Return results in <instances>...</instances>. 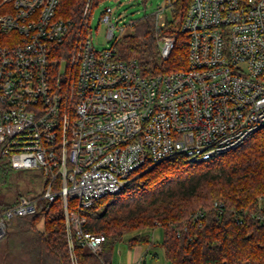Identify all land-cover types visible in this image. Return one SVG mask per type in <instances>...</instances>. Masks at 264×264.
<instances>
[{"label":"built area","instance_id":"built-area-1","mask_svg":"<svg viewBox=\"0 0 264 264\" xmlns=\"http://www.w3.org/2000/svg\"><path fill=\"white\" fill-rule=\"evenodd\" d=\"M60 1L0 0V156L44 177L39 194L0 208V239L11 219L60 198L71 264H79L77 246L99 255L106 241L84 228L80 210L119 193L145 166L174 154L204 161L264 127V0H192L182 23L186 67L153 75L117 57L115 45L94 47L96 0L86 1L73 34ZM113 11L102 13L110 37ZM159 47L168 58L175 37H159ZM214 205L221 215L224 203ZM234 211L238 223L264 221V194Z\"/></svg>","mask_w":264,"mask_h":264},{"label":"trees","instance_id":"trees-1","mask_svg":"<svg viewBox=\"0 0 264 264\" xmlns=\"http://www.w3.org/2000/svg\"><path fill=\"white\" fill-rule=\"evenodd\" d=\"M86 1L59 3L58 14L71 20L72 34L80 26ZM100 1L96 0V5ZM191 2L174 0V18L166 19L160 29L153 15L134 21V31L122 35L115 43L117 57L137 59L146 75L185 67L188 34L182 23ZM163 34L175 37V47L166 59L161 56L157 39ZM58 55L60 61L62 54ZM12 168L0 156V187ZM261 193H264V127L238 148L204 161L194 162L184 154H174L135 172L119 193L106 195L80 210L87 218L84 228L106 234V241L99 255L77 246L78 262H110L114 243L125 233H134L129 240L131 246L151 244L152 232L144 234L143 230L161 227L162 246L171 264H264V221L246 218L238 223L234 211ZM16 201L0 199V208ZM215 201L224 203L221 215ZM73 205L70 199L69 207ZM199 211L203 215L195 221L193 215ZM12 233L28 236L22 244L31 256L29 264H71L62 199L55 200L49 208L11 219L0 243Z\"/></svg>","mask_w":264,"mask_h":264},{"label":"rangeland","instance_id":"rangeland-1","mask_svg":"<svg viewBox=\"0 0 264 264\" xmlns=\"http://www.w3.org/2000/svg\"><path fill=\"white\" fill-rule=\"evenodd\" d=\"M108 5L113 6V14L116 16L111 21L116 24L113 37L108 34V22L102 19V13ZM174 9L175 7L174 4H171V0H102L96 5L90 20L89 37L94 47L102 50L115 45L122 35L134 31L132 26L134 21L146 15H153L156 25V14L159 12L161 14L159 24H161L166 19L172 20L174 18ZM163 35L157 37L158 43L159 37ZM43 181L44 177L38 170L12 168L7 174L3 187H0V199H4V201L18 200L21 196L39 194ZM37 205L40 206V202ZM39 226H43L42 221ZM154 231L155 237L152 238L151 244H140L137 246H131L129 243L134 233H125L114 243L112 259L109 263L120 264L123 262V264H134L133 260L137 253L141 252L142 254L148 250L146 264H171L162 246L163 229L161 227H152L143 230L144 234L147 232H152L153 234ZM27 238L28 236L24 233H12L2 240V243H0V264H29L31 256L27 252L26 245L22 244L24 240L27 241Z\"/></svg>","mask_w":264,"mask_h":264},{"label":"crops","instance_id":"crops-1","mask_svg":"<svg viewBox=\"0 0 264 264\" xmlns=\"http://www.w3.org/2000/svg\"><path fill=\"white\" fill-rule=\"evenodd\" d=\"M153 233H154V236H153V238H154L155 237V231ZM138 245H140V244H138ZM139 250L141 251V249H139ZM147 253H148V250H146L145 253H142V254H141V252H138L136 257L133 260L134 264H146V255H147ZM144 260H145V263H143ZM121 263L123 264V262H121Z\"/></svg>","mask_w":264,"mask_h":264},{"label":"water","instance_id":"water-1","mask_svg":"<svg viewBox=\"0 0 264 264\" xmlns=\"http://www.w3.org/2000/svg\"><path fill=\"white\" fill-rule=\"evenodd\" d=\"M143 263H145V260L143 261Z\"/></svg>","mask_w":264,"mask_h":264}]
</instances>
